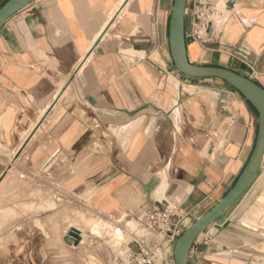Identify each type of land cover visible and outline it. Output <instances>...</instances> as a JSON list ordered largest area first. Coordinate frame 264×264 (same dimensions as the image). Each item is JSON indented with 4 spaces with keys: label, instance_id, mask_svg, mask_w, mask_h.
<instances>
[{
    "label": "crops",
    "instance_id": "0c3cea01",
    "mask_svg": "<svg viewBox=\"0 0 264 264\" xmlns=\"http://www.w3.org/2000/svg\"><path fill=\"white\" fill-rule=\"evenodd\" d=\"M222 1L188 0V56L264 86V0H224L192 34L200 5ZM172 3L34 0L0 25V264H127L148 209L171 204L189 225L239 177L258 112L175 69ZM190 263L264 264V161Z\"/></svg>",
    "mask_w": 264,
    "mask_h": 264
},
{
    "label": "water",
    "instance_id": "95a60500",
    "mask_svg": "<svg viewBox=\"0 0 264 264\" xmlns=\"http://www.w3.org/2000/svg\"><path fill=\"white\" fill-rule=\"evenodd\" d=\"M34 0H7L0 7V25ZM188 0H173L170 11L168 44L171 60L181 74L189 78H219L238 90L258 112V132L253 151L233 186L210 209L192 221L176 239L172 256L176 264H191L190 252L210 225L224 215L247 190L264 161V86L254 78L232 68L202 65L190 60L186 42V10Z\"/></svg>",
    "mask_w": 264,
    "mask_h": 264
},
{
    "label": "built area",
    "instance_id": "2783aa9c",
    "mask_svg": "<svg viewBox=\"0 0 264 264\" xmlns=\"http://www.w3.org/2000/svg\"><path fill=\"white\" fill-rule=\"evenodd\" d=\"M211 8L210 4L203 3L195 11L192 34L198 40L203 41L208 33ZM187 217L171 204L148 209L135 220L131 235L137 249L130 253L127 264H176L172 247L188 226Z\"/></svg>",
    "mask_w": 264,
    "mask_h": 264
},
{
    "label": "bare ground",
    "instance_id": "6f19581e",
    "mask_svg": "<svg viewBox=\"0 0 264 264\" xmlns=\"http://www.w3.org/2000/svg\"><path fill=\"white\" fill-rule=\"evenodd\" d=\"M224 1V0H223ZM223 1H222V4H219L218 5V8H219V11L217 12V13H215L214 14V22L215 21H220V16L218 15V13L220 12V11H224V10H226L227 9V5H226V3L224 2L223 3ZM236 8V7H235ZM238 8V7H237ZM240 10V9H239ZM225 14H226V12H224ZM228 16V15H227ZM225 17V16H224ZM221 22H223V20H221Z\"/></svg>",
    "mask_w": 264,
    "mask_h": 264
},
{
    "label": "rangeland",
    "instance_id": "374dc122",
    "mask_svg": "<svg viewBox=\"0 0 264 264\" xmlns=\"http://www.w3.org/2000/svg\"><path fill=\"white\" fill-rule=\"evenodd\" d=\"M213 12H215V7L213 6L212 8H211V10H210V12H209V14H208V19L210 20H214V14L215 13H213ZM206 37V36H205ZM263 174V173H262ZM258 205V204H257ZM209 240H211V238L210 237H208V241Z\"/></svg>",
    "mask_w": 264,
    "mask_h": 264
}]
</instances>
